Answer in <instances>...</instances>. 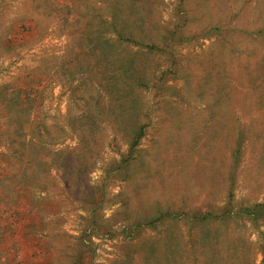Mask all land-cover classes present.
Listing matches in <instances>:
<instances>
[{"label":"rangeland","instance_id":"obj_1","mask_svg":"<svg viewBox=\"0 0 264 264\" xmlns=\"http://www.w3.org/2000/svg\"><path fill=\"white\" fill-rule=\"evenodd\" d=\"M31 77L0 264H264V0H0V95Z\"/></svg>","mask_w":264,"mask_h":264},{"label":"trees","instance_id":"obj_2","mask_svg":"<svg viewBox=\"0 0 264 264\" xmlns=\"http://www.w3.org/2000/svg\"><path fill=\"white\" fill-rule=\"evenodd\" d=\"M34 79L30 78L27 84L13 82L8 85L6 90L0 95V104L6 109L7 116V138L8 151L13 152L16 155L21 156L22 151H41L50 139L46 133H42V126H37L32 133L30 139H27V135L24 134L23 128L26 122V118L29 116L33 106L32 102L35 100V88ZM11 89L8 90V89ZM24 116V122H19L17 117ZM29 146V149H26ZM43 163L50 166L48 161ZM4 187L10 188L9 185L4 184ZM14 191L20 190V186H14ZM19 214V212H18Z\"/></svg>","mask_w":264,"mask_h":264}]
</instances>
